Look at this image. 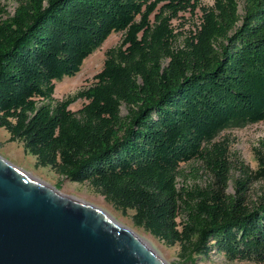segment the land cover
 I'll use <instances>...</instances> for the list:
<instances>
[{
  "label": "trees",
  "instance_id": "obj_1",
  "mask_svg": "<svg viewBox=\"0 0 264 264\" xmlns=\"http://www.w3.org/2000/svg\"><path fill=\"white\" fill-rule=\"evenodd\" d=\"M0 0V128L64 181L88 184L186 264H264V194L231 180L224 130L264 122V0H215L182 42L194 0ZM194 1V2H193ZM86 91L53 98L113 34ZM78 99L86 103L69 110ZM200 161L214 181L177 188ZM243 167V166H242ZM264 170V168H260Z\"/></svg>",
  "mask_w": 264,
  "mask_h": 264
},
{
  "label": "water",
  "instance_id": "obj_2",
  "mask_svg": "<svg viewBox=\"0 0 264 264\" xmlns=\"http://www.w3.org/2000/svg\"><path fill=\"white\" fill-rule=\"evenodd\" d=\"M0 264H165L96 207L0 157Z\"/></svg>",
  "mask_w": 264,
  "mask_h": 264
},
{
  "label": "rangeland",
  "instance_id": "obj_3",
  "mask_svg": "<svg viewBox=\"0 0 264 264\" xmlns=\"http://www.w3.org/2000/svg\"><path fill=\"white\" fill-rule=\"evenodd\" d=\"M199 8L194 13L180 14L178 20L172 21L175 32L180 33L179 41L193 32L199 25L201 7H211L215 0H194ZM193 1V2H194ZM7 5V11L12 13L15 4L12 1L1 0ZM122 39V34L111 35L99 50L89 56L83 63L81 70L72 78H66L55 84L53 98L57 101L75 96L77 93L88 90L94 84V76L103 67L105 53L116 47ZM85 100L78 99L69 110L78 111ZM213 143H226L228 149V162L230 163V177L226 193L235 194L238 182L244 184L247 203L258 201L264 194V122L247 125L243 128L227 129L221 132ZM0 157L14 167L24 171L32 178L55 188L62 195L96 207L109 216L115 223L133 232L139 239L152 250L165 264H186L179 255L177 245L168 247L154 239L142 229L135 228L132 224V212L122 214L116 211L103 197L97 195L88 184H78L64 181L48 167H36L35 158L24 151L23 146L17 142H9V134L0 128ZM243 166V167H242ZM181 177L177 179V188H205L214 178L204 168L200 161H191L180 166ZM197 264H255L252 262H230L219 254H211Z\"/></svg>",
  "mask_w": 264,
  "mask_h": 264
},
{
  "label": "bare ground",
  "instance_id": "obj_4",
  "mask_svg": "<svg viewBox=\"0 0 264 264\" xmlns=\"http://www.w3.org/2000/svg\"><path fill=\"white\" fill-rule=\"evenodd\" d=\"M133 233V232H132ZM135 235V234H134ZM136 236V235H135ZM138 238V237H137ZM139 239V238H138ZM142 243H143V245L147 248V249H150L145 243H144V241H142L141 239H139Z\"/></svg>",
  "mask_w": 264,
  "mask_h": 264
}]
</instances>
